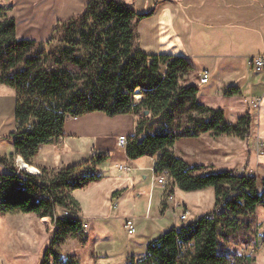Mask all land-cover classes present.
Listing matches in <instances>:
<instances>
[{"label": "trees", "instance_id": "1", "mask_svg": "<svg viewBox=\"0 0 264 264\" xmlns=\"http://www.w3.org/2000/svg\"><path fill=\"white\" fill-rule=\"evenodd\" d=\"M155 7L137 13L126 0H89L81 14L57 23L46 43H36L16 40L13 5H0V86L15 93L14 151L28 164L41 145L62 136L67 118L133 115L135 135L127 139L126 157L157 156L154 174L168 177V194L173 188L184 193L212 188L214 206L196 221L166 231L147 245L141 259L127 258L126 264H230L217 254L218 233L233 227L230 218L264 210V180L232 171L200 173L203 167L186 164L170 149L180 139L207 133L243 139L251 118L246 114L229 125L223 111L198 102L197 86L183 85L193 72L185 59L140 49L135 26ZM236 93L230 89L225 95ZM107 158L93 156L87 164L58 171L42 168L39 176L17 170L13 156L1 159L8 172L0 175V215L18 212L49 219L54 233L44 260L78 264L52 248L80 235L78 205L70 194L100 181L94 168ZM240 262L252 261L246 257Z\"/></svg>", "mask_w": 264, "mask_h": 264}, {"label": "crops", "instance_id": "2", "mask_svg": "<svg viewBox=\"0 0 264 264\" xmlns=\"http://www.w3.org/2000/svg\"><path fill=\"white\" fill-rule=\"evenodd\" d=\"M88 1L0 0V5H13L16 40L46 43L55 25L81 14ZM126 2L134 10L141 6L143 12L140 13L148 12L156 5L153 14L135 27L138 46L145 54L185 59L193 72L184 77L183 85L198 87V102L203 99L210 103L217 99L219 103H233V99H237L236 108L228 111L220 109L225 119L227 115L235 121L246 114L251 118L249 135L244 140L247 150H244V146L234 151L229 149L228 142L237 141L238 146L241 142L239 138L226 137V140H220V136L214 142V138L207 133L196 139L176 141L170 149L173 155L190 166L203 167L200 173L232 171L252 175L257 181L264 180V147H261V143H264V70L256 73L249 66L250 59L264 56V0ZM203 70L209 72L205 89L199 84V74ZM230 89L237 93L226 96L225 93ZM138 92L135 91L136 94ZM246 98L258 102L251 112L244 103ZM15 102L14 91L0 86V160L13 156L16 169L21 170L20 164H23L34 172L22 171L39 176L42 168L58 171L87 164L93 156L108 157L94 168L102 177L100 181L70 194L78 205L76 218L87 224V229L81 230L80 237L69 236L59 245L61 257H75L78 264H126L127 258L138 261L145 255L151 241L168 230L180 227L176 216L183 210L188 212L185 196L173 188V200L166 201L168 177L159 176L166 185L153 181L152 170L157 156L130 160L125 151L117 147V138L134 137L136 118L133 115L109 118L102 113H92L79 118H67L60 139L41 145L27 164L16 155L13 146L17 130ZM251 152L256 161L252 170L248 169L252 165ZM229 162H233L235 167L223 169ZM7 172L0 164V175ZM207 189L192 192L191 195L199 199L206 195ZM210 202L212 204V199ZM213 206L214 191L211 208ZM176 210L179 211L178 215ZM260 210L264 228V210ZM31 217L36 218L18 212L0 215V264H20L22 261L25 264H37L38 231L32 228L26 232L14 223L15 220ZM126 219H132L136 230L143 231H136V238L119 245L113 234L114 226ZM38 222L44 226V232L45 226H52L47 218L38 219ZM22 242H28L27 255L20 250ZM7 248H13V251ZM6 254L10 256L8 260Z\"/></svg>", "mask_w": 264, "mask_h": 264}, {"label": "rangeland", "instance_id": "3", "mask_svg": "<svg viewBox=\"0 0 264 264\" xmlns=\"http://www.w3.org/2000/svg\"><path fill=\"white\" fill-rule=\"evenodd\" d=\"M135 11L137 13L143 12V10L141 9V6L135 7ZM135 31H136V28H135ZM140 31L141 29L139 28L138 29L139 34H140ZM206 85H201L202 89L207 88L205 87ZM138 98H139V95L135 93L134 99L136 102L139 100ZM233 100H234L233 103L228 102V101L224 103H219L217 99L213 100L210 103H206L203 99H200L199 103L202 105H206V106L211 105L209 107H212L215 109H221V110L227 109L228 111V109L236 108L238 104L237 99H233ZM244 103L247 105V108L250 109V112H251L253 110L251 99L246 98L244 100ZM226 122L229 125H236L237 119L233 121L232 116L226 115ZM213 138H214V142H217L215 140V137ZM220 140H226V136H222ZM244 140L245 138L239 139V141L241 142L240 143L238 142L239 143L238 146H237V141L235 143L228 142L229 149L230 150L233 149L234 151V150H237V148L240 149L242 148V146H244V150H247L248 146ZM220 144L221 143L219 141L218 145ZM250 162L252 165L248 167V169L252 170L256 162L253 152H251ZM234 167H235V164L233 162H229L228 166H225V168L223 169H233ZM19 171H22V170H19ZM205 192H206V195L202 196L199 199H197L196 197L194 198L191 195L192 192L190 193L182 192L185 196L186 208L188 209V212L191 215H189L187 218V221L185 223L180 224V226H184L188 224L189 222H194L199 217L203 216L204 214H209L210 212L213 211V208H211L213 205V191L211 188H209ZM210 194H211V197H210ZM210 199H212V204L210 202ZM260 209L261 208H257L253 212V214H247L243 217L230 218V220H232L231 222H232L233 227L225 228L218 233L217 254L222 255L224 258L229 260L230 264H241L240 262L241 259L246 258V257H248L252 261L251 264H264V244L262 243V240L264 238V232H263L264 228L262 225L263 213ZM175 213L176 215H178L179 211L176 210ZM14 223L19 224L21 230L23 231L32 230V228H36L38 233H37V241H36L37 247H36L35 261L37 264H51V258L44 260V255L46 253H49L48 249L50 247V243L53 238V235L51 234V232L53 233V230H54L53 226L51 225L45 226L47 229L45 228L46 232H44V226L41 225L42 223L38 222V219L34 217H31L30 219L15 220ZM136 231L140 232L143 230L142 229L136 230V227H135V234L132 236H129L127 234L126 229L124 228L123 223L122 224L116 223V225L114 226L113 234L115 238L117 239L119 245L120 244L124 245L128 243L129 240L136 238V235H137ZM25 240H28V239L26 238ZM23 242L21 244L22 246L20 250L24 251V254L27 255L28 242H25V243ZM6 243H9V241H6ZM59 245L54 246L52 248V250L56 252L57 254H59V251H58ZM123 247L124 246H122L120 249H122ZM8 251H13V248H10ZM9 257H10L9 254H6V260H8ZM32 259L33 258H31V260ZM20 264H25V263H23L22 261L20 262ZM101 264H105V263L103 262Z\"/></svg>", "mask_w": 264, "mask_h": 264}, {"label": "built area", "instance_id": "4", "mask_svg": "<svg viewBox=\"0 0 264 264\" xmlns=\"http://www.w3.org/2000/svg\"><path fill=\"white\" fill-rule=\"evenodd\" d=\"M249 66L250 68L256 72V73H260L264 70V56H259V57H254L252 59H250L249 61ZM209 81V72L206 71V70H203L202 72H200L199 74V84L200 85H205L207 84ZM258 105V102H252V107L255 108L257 107ZM30 129V126H27V130ZM60 138H58L57 140H59ZM57 140H54V141H57ZM117 147L120 148V149H123L125 150V147L127 146V138L125 137H119L117 138ZM261 147H264V143L262 142L261 143ZM154 166H155V163L153 165V176H154V179L153 181L159 185H166V183L164 182V180L162 178H160L159 176H156L154 174ZM121 169V168H120ZM235 175H238V176H241L243 173H234ZM245 176L249 179L251 178H254L252 175H246ZM173 198H172V195L171 194H167L166 196V201H172ZM177 208H179V205H177ZM221 208L217 209L216 211L219 212ZM60 216H63V217H68L69 216V213L67 211H61ZM187 218H188V212L187 210H183L178 216H176V220L182 224V223H185L187 221ZM123 225H124V228L126 229L127 231V234L129 236H132L134 233H135V226H134V222L132 219H126L124 220L123 222ZM87 229V224H84V223H81V230H86ZM175 229H178L175 228ZM185 253V249H183L180 253V255H183Z\"/></svg>", "mask_w": 264, "mask_h": 264}, {"label": "bare ground", "instance_id": "5", "mask_svg": "<svg viewBox=\"0 0 264 264\" xmlns=\"http://www.w3.org/2000/svg\"><path fill=\"white\" fill-rule=\"evenodd\" d=\"M20 168H21V170H24V171H26V172H28V173H32V172H34L32 169L26 167V166L23 165V164H20Z\"/></svg>", "mask_w": 264, "mask_h": 264}, {"label": "water", "instance_id": "6", "mask_svg": "<svg viewBox=\"0 0 264 264\" xmlns=\"http://www.w3.org/2000/svg\"><path fill=\"white\" fill-rule=\"evenodd\" d=\"M147 114H148V112L145 111V112H144V115L146 116Z\"/></svg>", "mask_w": 264, "mask_h": 264}]
</instances>
